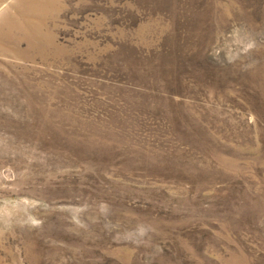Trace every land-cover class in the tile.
<instances>
[{"label": "rangeland", "instance_id": "obj_1", "mask_svg": "<svg viewBox=\"0 0 264 264\" xmlns=\"http://www.w3.org/2000/svg\"><path fill=\"white\" fill-rule=\"evenodd\" d=\"M0 264H264V0H0Z\"/></svg>", "mask_w": 264, "mask_h": 264}]
</instances>
